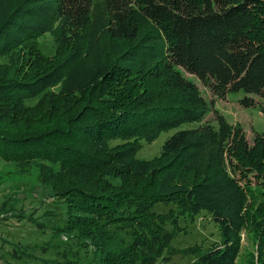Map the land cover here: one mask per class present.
<instances>
[{
    "label": "trees",
    "instance_id": "trees-1",
    "mask_svg": "<svg viewBox=\"0 0 264 264\" xmlns=\"http://www.w3.org/2000/svg\"><path fill=\"white\" fill-rule=\"evenodd\" d=\"M241 91L264 101V0H0V159L65 207L42 264H154L172 237L157 202L218 226L189 264H235L241 231L264 264V135L212 106Z\"/></svg>",
    "mask_w": 264,
    "mask_h": 264
},
{
    "label": "rangeland",
    "instance_id": "rangeland-1",
    "mask_svg": "<svg viewBox=\"0 0 264 264\" xmlns=\"http://www.w3.org/2000/svg\"><path fill=\"white\" fill-rule=\"evenodd\" d=\"M41 54L52 56L55 48L51 37L44 34L37 39ZM199 88L208 102L209 91L190 74L183 72ZM243 92H228L222 99L215 98L212 106L221 113L227 123L239 124L250 146L256 134L264 135V101L256 96L254 106L239 104ZM212 119L213 113H208ZM173 131L161 133L153 142L143 143L137 151L138 159H150L158 154L163 142ZM35 173H19L12 164L0 159V264H42L44 261L60 259L58 251L64 249L65 239L53 235L55 225L61 224L64 204H57L40 186ZM247 179L254 186L256 179L252 172H246ZM244 183V180L241 179ZM149 211L160 220V226L172 236L167 250L154 264H189L194 260L190 252L195 248H208L219 241L218 226L211 221L207 212L194 215L178 210L175 203L157 202ZM240 250L235 264H255L256 246L250 233L240 232ZM188 252V253H187Z\"/></svg>",
    "mask_w": 264,
    "mask_h": 264
}]
</instances>
